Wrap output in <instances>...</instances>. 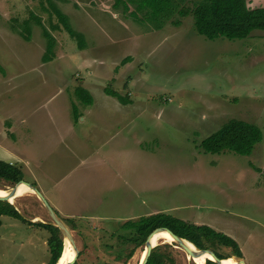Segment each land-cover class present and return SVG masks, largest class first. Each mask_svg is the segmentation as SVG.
Masks as SVG:
<instances>
[{
    "label": "rangeland",
    "instance_id": "obj_1",
    "mask_svg": "<svg viewBox=\"0 0 264 264\" xmlns=\"http://www.w3.org/2000/svg\"><path fill=\"white\" fill-rule=\"evenodd\" d=\"M50 2L83 35L82 49L66 30L52 28L59 22ZM112 2L0 0V130L6 136L8 123L23 115L30 131L48 110L68 114L71 136L85 142L76 155L58 147L49 129L40 147L54 166L36 168L38 187L30 183L84 250L80 264L116 261L118 248H130L118 238L125 234L120 224L156 212L224 232L238 242L244 264H264V30L208 39L192 15L157 27ZM43 27L56 40L48 62ZM79 86L92 104L77 96ZM230 120L257 125L262 140L250 155L205 153L202 140ZM27 155L33 163L35 155ZM60 162L62 171L54 173ZM24 163L16 165L28 182ZM14 186L0 180L8 192ZM9 200L26 219L53 223L34 191ZM0 218V264H49L45 229ZM142 251L144 245L126 264H138ZM173 254L176 264H199L178 244Z\"/></svg>",
    "mask_w": 264,
    "mask_h": 264
},
{
    "label": "trees",
    "instance_id": "obj_2",
    "mask_svg": "<svg viewBox=\"0 0 264 264\" xmlns=\"http://www.w3.org/2000/svg\"><path fill=\"white\" fill-rule=\"evenodd\" d=\"M186 1L188 0H115L114 7L118 8L122 5L124 13H128L135 21L156 23L157 27H161L167 21L179 25L181 21L174 20L172 18L174 15H192L196 31L208 39L218 37L242 39L247 37L252 30H264V8H250L246 0H202L200 3L189 6L185 4ZM50 4L52 12L59 22L52 28L66 30L77 39L78 47L82 49L85 44L83 35L70 26L67 16L56 5L52 2ZM130 4L135 6L131 8ZM31 16L38 24H42L37 16L34 14ZM42 32L46 39V50L42 60L48 62L53 59L56 40L48 29L43 27ZM24 38L29 40L28 36H24ZM130 59V56L125 57L121 64H125ZM105 91L107 94L117 97L121 103L125 104L129 99L111 88L106 87ZM75 93L83 100L84 104L92 103L93 98L87 89L79 86L75 89ZM262 136V131L257 125L243 120H230L203 139L200 145L205 153L233 152L239 155H250L255 145L262 140ZM0 180L11 184V186L15 185L19 181H23V172L16 164L0 160ZM2 215H8L24 223L45 229L48 232L49 264H56L64 247V239L58 227L53 223L34 222L26 219L16 206L7 200H0V217ZM120 227L125 230V234L118 238L122 244H124L123 242L128 243L130 248L123 245L122 248L116 250V261L103 264H126L136 248L145 245L147 236L157 228H166L207 254L214 255L218 259H226L225 264H240L237 260L243 258L238 242L226 233L217 231L209 225L191 223L163 212L152 213L135 220H125L120 224ZM176 245L174 242L171 244L165 242L152 248L146 264H176L173 254ZM83 251H79L73 264L81 263ZM204 256L205 264H220L210 257Z\"/></svg>",
    "mask_w": 264,
    "mask_h": 264
},
{
    "label": "crops",
    "instance_id": "obj_3",
    "mask_svg": "<svg viewBox=\"0 0 264 264\" xmlns=\"http://www.w3.org/2000/svg\"><path fill=\"white\" fill-rule=\"evenodd\" d=\"M112 3L114 7L115 0ZM246 3L250 8H256V7L264 8V0H246ZM134 6H135L134 4H130L131 8H133ZM118 8H121L123 10L122 5H120ZM125 14L128 15V13L126 12ZM16 118L17 116L14 117V119ZM82 119L84 120V118ZM37 120L39 121L40 124L38 126L30 125L29 127L31 128L30 131L26 130L28 129L27 128L28 123H27V118L23 115L19 117L18 121L15 120L14 124L8 123L9 128L6 136L2 133V130H0V134H1L0 156L2 157L0 160L14 164H16L17 161H19L20 163L25 162L24 166L28 168L29 172L32 174L33 177L32 179L33 181L32 180H27V181L29 183L31 182L35 184V186L38 187L39 179L35 175V173H33L35 172V170H37L36 168H39L38 170H40L43 167L54 166L53 162L50 165L47 164V159L45 156V154L47 153H43L40 147L42 140L47 139V137L49 136L47 133L49 129L53 130L55 136V142L58 145V147L72 148L74 151H77L76 155L78 151L82 147H84L83 144H85V142L80 137L71 136L70 116L68 114L65 115V113L54 112V111L49 112L47 110L46 112L43 111V113H39ZM16 126H18L19 129H17L14 132ZM10 130H13V132ZM7 135L9 137L11 136L14 139V141L13 142L10 141ZM30 151L35 155V161L33 163H30L31 161L30 157H26L28 156L27 152ZM85 161L86 159H83L81 160V163H84ZM63 164L64 162H60L59 164H57L58 167L57 170L54 171V173L61 172L62 171L61 168ZM55 212L56 213L58 212L57 209ZM65 216H70V215H65ZM72 229H76V228H72Z\"/></svg>",
    "mask_w": 264,
    "mask_h": 264
},
{
    "label": "water",
    "instance_id": "obj_4",
    "mask_svg": "<svg viewBox=\"0 0 264 264\" xmlns=\"http://www.w3.org/2000/svg\"><path fill=\"white\" fill-rule=\"evenodd\" d=\"M20 182H24L26 183L30 188H32L34 190V193L35 195L37 196V198L41 201L42 205L44 206L45 210L47 211V213L51 216L52 220H53V224L58 227V229L60 230V232L62 233V236H63V239L64 241L65 240H68L74 250H75V256L72 258V260L69 261L68 264H73L78 253H79V250L75 244V241H74V238H73V235L70 231V229L66 226V224L62 221V219L58 216V214L55 212V210L52 208V206L49 204V202L45 199V197L41 194V192L35 187L33 186L32 184L28 183V182H25V181H19L18 183ZM16 183L15 186L18 184ZM15 186L13 188L10 189V192L9 194H5V195H1L0 194V200H7L9 203H12L9 198L12 194H14L15 192ZM161 231H165L167 232L171 238H172V242L178 244L179 246H181L182 248H184L186 251L190 252V255L193 253V252H198L202 255H206V257H210L211 259L215 260L217 263H220V264H225V260L226 259H218L216 258L214 255H210V254H207L205 251H202L201 249H198L194 244H192L191 242H189L188 240L184 239V238H181L179 236H177L176 234H174L173 232H171L170 230L166 229V228H157L155 230H153L146 238V241H145V255H144V259L140 262V264H146L147 260H148V257L150 255V252L152 250V248L156 247L157 245L159 244H162L164 242H161V243H156V241L154 240V235L158 232H161ZM64 241H63V244H64ZM188 245H191V248L190 246ZM62 252H63V249H62ZM61 252V254H62ZM61 257V255H60ZM59 257V258H60ZM58 258V260H59ZM207 259V258H206ZM57 260V261H58ZM240 264H244V261L243 259H238L237 260ZM57 263V262H56Z\"/></svg>",
    "mask_w": 264,
    "mask_h": 264
},
{
    "label": "bare ground",
    "instance_id": "obj_5",
    "mask_svg": "<svg viewBox=\"0 0 264 264\" xmlns=\"http://www.w3.org/2000/svg\"><path fill=\"white\" fill-rule=\"evenodd\" d=\"M33 191L34 190L32 188H30L26 183L20 182L15 187V192H14V194H12L10 196V198L17 196V195H23V194L28 193V192H33ZM0 194L5 195V194H9V192L6 191L5 189L0 188ZM154 240L156 241V243H161V242L170 243V242H172L171 236L165 231H161V232L156 233L154 235ZM188 246H190V248H191V245H188ZM193 254H194V257H196L198 259L197 261L199 264H205V256L204 255H202L198 252H193L192 255ZM144 255H145V251H142L141 258H140L138 264H140V262L144 259ZM74 256H75V250H74L72 244L68 240H66L64 243L63 252L61 254V257L59 258V260L57 261L56 264H68L69 261L72 260V258Z\"/></svg>",
    "mask_w": 264,
    "mask_h": 264
}]
</instances>
